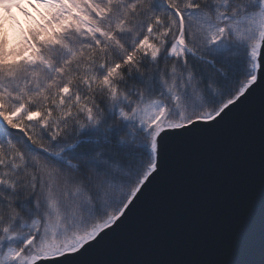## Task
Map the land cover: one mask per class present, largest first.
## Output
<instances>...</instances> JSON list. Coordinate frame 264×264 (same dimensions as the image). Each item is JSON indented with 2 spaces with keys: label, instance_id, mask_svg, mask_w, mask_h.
I'll return each instance as SVG.
<instances>
[{
  "label": "snow or ice",
  "instance_id": "6c2138e0",
  "mask_svg": "<svg viewBox=\"0 0 264 264\" xmlns=\"http://www.w3.org/2000/svg\"><path fill=\"white\" fill-rule=\"evenodd\" d=\"M27 3L15 43L0 18V264H92L190 142L264 116V0Z\"/></svg>",
  "mask_w": 264,
  "mask_h": 264
},
{
  "label": "water",
  "instance_id": "95a60500",
  "mask_svg": "<svg viewBox=\"0 0 264 264\" xmlns=\"http://www.w3.org/2000/svg\"><path fill=\"white\" fill-rule=\"evenodd\" d=\"M259 98L257 92L230 119L174 156L135 212L85 259L92 264H264Z\"/></svg>",
  "mask_w": 264,
  "mask_h": 264
},
{
  "label": "rangeland",
  "instance_id": "374dc122",
  "mask_svg": "<svg viewBox=\"0 0 264 264\" xmlns=\"http://www.w3.org/2000/svg\"><path fill=\"white\" fill-rule=\"evenodd\" d=\"M23 7L27 8V11L31 13V16H26L21 9L13 8L11 13L0 9V18L4 22V31L5 34L11 38H17L20 33V28L23 27L24 30H27L29 25L32 23L33 18L39 19V13L43 11V8L37 5L35 8L30 6L25 0ZM15 17V19H13ZM16 20L19 21V24L16 23Z\"/></svg>",
  "mask_w": 264,
  "mask_h": 264
},
{
  "label": "trees",
  "instance_id": "16d2710c",
  "mask_svg": "<svg viewBox=\"0 0 264 264\" xmlns=\"http://www.w3.org/2000/svg\"><path fill=\"white\" fill-rule=\"evenodd\" d=\"M17 39H18V37H17V38H14V39H9L10 44L15 43V41H16Z\"/></svg>",
  "mask_w": 264,
  "mask_h": 264
}]
</instances>
